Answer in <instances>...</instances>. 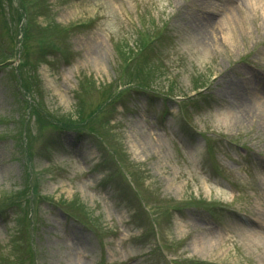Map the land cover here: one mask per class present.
<instances>
[{
	"label": "rangeland",
	"instance_id": "obj_1",
	"mask_svg": "<svg viewBox=\"0 0 264 264\" xmlns=\"http://www.w3.org/2000/svg\"><path fill=\"white\" fill-rule=\"evenodd\" d=\"M263 93L264 0H0V264H264Z\"/></svg>",
	"mask_w": 264,
	"mask_h": 264
},
{
	"label": "bare ground",
	"instance_id": "obj_2",
	"mask_svg": "<svg viewBox=\"0 0 264 264\" xmlns=\"http://www.w3.org/2000/svg\"><path fill=\"white\" fill-rule=\"evenodd\" d=\"M235 2L238 3V2H240V0H235ZM227 4H228L227 5L228 6V8H227L228 14L232 15L233 12L237 11V7L232 6L229 2ZM234 18L235 17H231L232 21L235 22L234 26L231 30H233L235 33L230 35V38H232V36H234L236 33H238V31L241 32L240 31V24H242V21L241 20L237 21L239 18L238 19L236 18V20ZM209 40L210 39L208 36L203 37V40L201 38L200 44H201V47L203 49L207 46L209 47V43H210ZM251 102L253 103V101H251V99L249 97H246L243 99L242 105H240L239 109L244 111V113H243L244 116L249 115V113L247 111V107H249L250 105H252V107L253 106L255 107V104L254 103L252 104ZM259 119H260V125L263 128L262 130L264 131V93H263V96L261 97V100L259 101ZM243 120H248V119L243 117Z\"/></svg>",
	"mask_w": 264,
	"mask_h": 264
}]
</instances>
